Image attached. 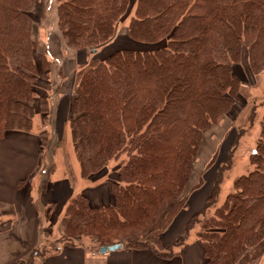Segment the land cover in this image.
Listing matches in <instances>:
<instances>
[{"label":"trees","instance_id":"trees-1","mask_svg":"<svg viewBox=\"0 0 264 264\" xmlns=\"http://www.w3.org/2000/svg\"><path fill=\"white\" fill-rule=\"evenodd\" d=\"M130 1L57 0V25L67 47L94 52L109 43ZM36 2L0 0V136L31 131L37 114L46 122L50 113L48 97L36 86L40 69L52 65L36 53ZM135 6L127 36L161 45L119 49L89 66L70 119L83 178L98 180L118 162L110 183L113 202L94 207L84 193L71 197L63 238L70 245L85 236L100 247L153 245L172 258L175 244L162 246L158 221L190 188L205 131L235 104L241 82L234 65L244 49L254 73L264 70V0H136ZM261 126L252 169L207 213L217 202L218 173L212 195L187 225L201 228L204 264H238L264 239V115ZM150 234L157 244L144 239Z\"/></svg>","mask_w":264,"mask_h":264},{"label":"rangeland","instance_id":"rangeland-1","mask_svg":"<svg viewBox=\"0 0 264 264\" xmlns=\"http://www.w3.org/2000/svg\"><path fill=\"white\" fill-rule=\"evenodd\" d=\"M57 4V0H37L31 10L33 22L32 36L37 42L36 53L37 55L44 53L52 64L48 71L40 69V77L36 84L38 93L47 96L49 99L50 113L43 125L40 124L42 115L37 114L34 118V129L37 130L41 127L38 130L41 132L47 129L43 134V138L46 144H48L45 155L47 158L43 159L41 172L44 173L48 166L50 168L51 165H55L54 178L62 179L67 177L73 183L75 192H86L101 183L110 185L113 181L114 169L117 167L118 162L112 161L108 167L107 174L98 180L85 179L81 176L80 162L73 145L70 119L74 116L72 104L82 74L89 66L96 65L105 59L108 56L107 52L111 50L114 51L118 48L152 50L160 46L161 43L142 44L131 40L127 36L125 27L129 23V16L136 9V0H131L128 10L130 14L126 16L128 14L126 13L123 16L124 19L118 22L117 35L114 39L103 47L97 48L94 52L91 49L73 51L67 47L59 31L57 25ZM234 72L241 82L238 98L231 111L227 115H224L217 124L205 131L204 140L194 164L191 186L186 191L183 199L171 206L158 221L157 226L161 229L160 231L166 230L181 212L180 217L190 212L188 209L190 197L199 198L205 195V193H208V195L212 194L218 173H220L222 179L219 182L217 202L208 208L207 213L213 212L215 206L222 203L227 194L233 189L238 176L252 169L250 155L257 147L264 115V70L254 73L249 64L247 49H244L242 61L234 65ZM62 92L66 94L65 97L69 95L70 97L68 98L69 100L71 99V108L66 115L69 122L61 123L58 131L54 134L49 122L52 117L51 112L54 108V102L59 100V97L63 95ZM253 111L254 117L250 118ZM48 158L49 161L46 163ZM27 180L25 185L40 186L36 183V180L33 181L35 184H31L32 179ZM23 185L24 182L20 186ZM200 206L199 204L198 207ZM65 213L66 208L59 219L53 210L50 214L48 213V217L43 216V222L41 221L43 240H41V245L37 250L39 255H43V253H46L48 250L51 251L53 248H57V246L67 244L63 236H60V222L64 223ZM190 215L188 219L191 217ZM5 220V217L0 218V232L5 231L7 233L14 226L11 225L13 221ZM62 227V230H64V226ZM200 231L199 225L195 224L188 230L184 238L174 242V249H179L187 242L192 243L195 239L202 241L201 234H199ZM63 233L64 231L61 234ZM78 239H74L73 243L81 242ZM144 239L151 244H157L158 241V237H154L153 234L144 237ZM80 240H84L85 243L87 242L91 246L93 244L95 249L100 248L99 244L91 237L85 236ZM29 261L30 259L26 258L17 261L11 260L10 263L28 264ZM238 264H264V239L251 249Z\"/></svg>","mask_w":264,"mask_h":264},{"label":"crops","instance_id":"crops-1","mask_svg":"<svg viewBox=\"0 0 264 264\" xmlns=\"http://www.w3.org/2000/svg\"><path fill=\"white\" fill-rule=\"evenodd\" d=\"M119 49L124 48L116 50ZM114 51L111 50L107 54L110 55ZM62 93L59 100L54 102L49 122L54 134L61 123L69 122L66 115L71 108V99L69 100V95L65 97L66 94ZM40 122L44 124L42 117ZM40 128L35 130L33 123L31 131L11 130L0 136V218L5 217V221H13L11 225L14 226L7 233L0 232V264H11V260L26 258L31 261L33 253L38 250L43 240L41 229L43 216L48 217V213L53 210L59 219L71 197L84 193L94 207L113 202L110 185L107 183H101L86 192H75L69 178H54L55 165H51L50 168L48 166L46 172H41L43 159L47 158L45 155L48 144L43 146L41 133L44 130L38 131ZM48 161L49 158L46 163ZM27 179H32L31 184L36 180L40 186L25 185ZM22 182L24 185L20 186ZM211 195L205 193L199 198L190 197L188 209L191 213L187 212L180 217L181 212L166 230L161 231L160 240L163 247L173 245L175 241L186 236L190 219L201 212ZM189 215L191 217L188 219ZM60 224V236H63L61 233L64 223L61 221ZM80 239L78 241L81 242L74 245L57 246L43 255L35 256L28 264H204L205 262L203 241L199 239L174 249L176 256L173 258L163 257L159 251L163 252L165 249L157 251L153 245L141 249L121 246L115 250L101 252V247L95 249L93 244L91 246Z\"/></svg>","mask_w":264,"mask_h":264},{"label":"water","instance_id":"water-1","mask_svg":"<svg viewBox=\"0 0 264 264\" xmlns=\"http://www.w3.org/2000/svg\"><path fill=\"white\" fill-rule=\"evenodd\" d=\"M120 247H121V245H119V244H115V245H111V246H103V247L100 248V251L101 252H107V251H110V250L118 249Z\"/></svg>","mask_w":264,"mask_h":264}]
</instances>
